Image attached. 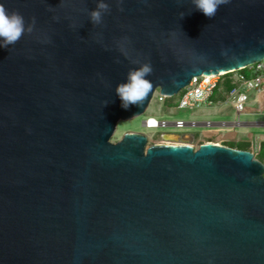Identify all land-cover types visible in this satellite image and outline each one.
<instances>
[{"label":"water","instance_id":"1","mask_svg":"<svg viewBox=\"0 0 264 264\" xmlns=\"http://www.w3.org/2000/svg\"><path fill=\"white\" fill-rule=\"evenodd\" d=\"M0 0L20 40L0 47V264H264V163L191 133L111 138L155 94L264 60V0ZM183 14V17L181 16ZM150 64L139 106L116 94ZM107 104L105 105V103Z\"/></svg>","mask_w":264,"mask_h":264},{"label":"built area","instance_id":"2","mask_svg":"<svg viewBox=\"0 0 264 264\" xmlns=\"http://www.w3.org/2000/svg\"><path fill=\"white\" fill-rule=\"evenodd\" d=\"M227 89L223 104L229 105L236 117L237 125H242V117L252 114H264V60L245 68L217 75H202L192 79L190 84L180 92V99L175 109L199 110L205 106L215 105L217 94ZM166 98L160 97V100ZM197 121L175 122L159 121L154 117L144 120L143 126L149 130L173 128L184 130L195 128ZM207 126L211 123L207 121Z\"/></svg>","mask_w":264,"mask_h":264},{"label":"rangeland","instance_id":"3","mask_svg":"<svg viewBox=\"0 0 264 264\" xmlns=\"http://www.w3.org/2000/svg\"><path fill=\"white\" fill-rule=\"evenodd\" d=\"M160 94L157 92L148 108L146 113L138 117L136 119L130 121H121L118 123L117 129L113 137L111 138L112 143H116L122 139V137L126 133H141L148 137V145L153 144H165L166 141L163 140L162 135L165 133H194L195 139L194 142L191 144L194 148H198L199 145L206 143V142H213L222 144L221 141L222 135L225 133H232L235 134L234 137H226L227 139H231L229 141L233 142L234 144H238L240 139L250 141V147L254 154H260L261 149L259 145V141H264V124H251L250 128H245V130H241L239 128L235 130H227L225 128H210V127H199V128H191V129H184V130H176L173 128H160L157 130H149L143 126V122L145 119L149 117H154L159 121H166V122H175L177 120H183L185 122L190 121H197V122H234L236 120V115L232 108L227 106H205L199 110H179L172 108L167 105L170 100L164 99L160 100ZM180 95L174 97L175 100H179ZM242 121H255V122H264V114H256L251 115L249 117H242ZM246 125V124H245ZM248 127V126H246ZM190 131V132H189ZM216 135V136H215ZM212 137V138H211ZM211 138V139H210ZM206 141V142H205ZM226 143V142H225Z\"/></svg>","mask_w":264,"mask_h":264},{"label":"clouds","instance_id":"4","mask_svg":"<svg viewBox=\"0 0 264 264\" xmlns=\"http://www.w3.org/2000/svg\"><path fill=\"white\" fill-rule=\"evenodd\" d=\"M228 0H193L199 11L211 19L215 16L218 7L226 4ZM109 11V5L104 0H99L96 10L90 12V19L94 24L102 22L103 14ZM183 17V14H181ZM32 24L25 26L24 17L16 11L9 12L3 4H0V47L7 48L14 45L20 38L33 31ZM152 73L150 64H143L132 69L127 75V82L119 83L115 89L121 100V107L128 109L130 106H139L152 88V83L146 77ZM107 102L105 103V105Z\"/></svg>","mask_w":264,"mask_h":264},{"label":"crops","instance_id":"5","mask_svg":"<svg viewBox=\"0 0 264 264\" xmlns=\"http://www.w3.org/2000/svg\"><path fill=\"white\" fill-rule=\"evenodd\" d=\"M226 93H227V88L224 90V91H222V92H220L219 94H217L216 96H215V98H214V102H215V106H227L226 104H223L222 103V100H224L225 99V97H226ZM229 106V105H228ZM230 107V106H229ZM231 108V107H230ZM233 110V109H232ZM235 114V113H234ZM252 115H256V114H252ZM260 115H262V114H260ZM249 116H251V115H249ZM249 116H244V118L245 117H249ZM236 120H237V117H236ZM235 120V121H236ZM211 122V121H209L210 123H211V126H210V128H213V127H216V128H225V129H227V130H235V129H237V128H239V129H241V130H245V128L247 129V128H250L249 126L253 123H255V124H264V122H255V121H242V125H237L236 124V122ZM198 123V125L195 127V128H199V127H208L207 126V121H205V122H197ZM246 124V125H245ZM246 126H248V127H246ZM246 131V130H245ZM190 132V131H189ZM192 133V132H191ZM194 134V133H193ZM216 136V135H215ZM228 136H230V137H234L235 136V134H232L231 132L229 133H225L224 135H222L221 137H222V139H221V141L223 142V144L225 143V142H231V141H229V140H231V139H227L226 140V137H228ZM230 137H228V138H230ZM212 138V137H211ZM210 138V139H211ZM240 142L238 143V144H234L233 142H231V143H233L234 145H235V147L236 148H238L239 146H241V145H250V141H246V140H243V138L242 139H240L239 140ZM206 142V141H205Z\"/></svg>","mask_w":264,"mask_h":264},{"label":"trees","instance_id":"6","mask_svg":"<svg viewBox=\"0 0 264 264\" xmlns=\"http://www.w3.org/2000/svg\"><path fill=\"white\" fill-rule=\"evenodd\" d=\"M226 88L228 89L229 86H227ZM179 99H180V98H179ZM167 100H170V101L167 103L168 106H170V107H172V108H176V107H177L179 100H175L174 97H173V98H166V101H167ZM223 145H225V146H229V147H231V148H236L235 145H234L233 143H231V142H226V143H224ZM259 145H260V149H261L260 154H254V155H255V157H256L258 160H260L261 162L264 163V141H261V142L259 141ZM236 149H240V150H245V151H250V152H252L250 145H241V146H239V147L236 148Z\"/></svg>","mask_w":264,"mask_h":264}]
</instances>
